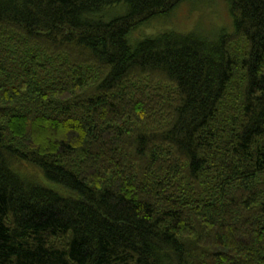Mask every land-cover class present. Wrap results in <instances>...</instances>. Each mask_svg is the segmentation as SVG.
I'll return each instance as SVG.
<instances>
[{
	"label": "trees",
	"instance_id": "trees-1",
	"mask_svg": "<svg viewBox=\"0 0 264 264\" xmlns=\"http://www.w3.org/2000/svg\"><path fill=\"white\" fill-rule=\"evenodd\" d=\"M189 1L0 0V264H264V0Z\"/></svg>",
	"mask_w": 264,
	"mask_h": 264
},
{
	"label": "rangeland",
	"instance_id": "rangeland-1",
	"mask_svg": "<svg viewBox=\"0 0 264 264\" xmlns=\"http://www.w3.org/2000/svg\"><path fill=\"white\" fill-rule=\"evenodd\" d=\"M199 22L204 24V27H220L230 24L231 18L222 0L189 1L170 14L152 19L137 30L134 29L130 38L138 42L140 38L154 36L166 29L188 31Z\"/></svg>",
	"mask_w": 264,
	"mask_h": 264
}]
</instances>
